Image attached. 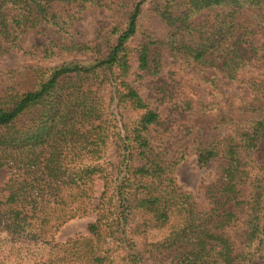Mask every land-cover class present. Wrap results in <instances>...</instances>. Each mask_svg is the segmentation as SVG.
<instances>
[{"label": "trees", "instance_id": "1", "mask_svg": "<svg viewBox=\"0 0 264 264\" xmlns=\"http://www.w3.org/2000/svg\"><path fill=\"white\" fill-rule=\"evenodd\" d=\"M102 1L0 0V55L21 50L28 30L56 35L22 51L29 62L0 81V231L9 252L0 264L250 263L264 240V73L245 81L251 99L236 107H190L211 116L207 129H225L210 139L193 132L197 164L219 171L201 185L204 205L176 180L184 148L153 144L160 110L130 76L133 61L139 77L156 75L165 52L237 79L264 63V39L255 42L258 32L264 38V0H106L113 19L76 41L71 24ZM245 11L252 21L241 23ZM191 133L187 123L183 135ZM89 212L85 234L55 239Z\"/></svg>", "mask_w": 264, "mask_h": 264}, {"label": "rangeland", "instance_id": "2", "mask_svg": "<svg viewBox=\"0 0 264 264\" xmlns=\"http://www.w3.org/2000/svg\"><path fill=\"white\" fill-rule=\"evenodd\" d=\"M147 1V0H146ZM101 3L107 6L91 7L81 11L78 17L71 24L69 32L76 41L91 40L99 24L109 23L114 16V6L108 4L106 0ZM251 12L245 11L239 21H252ZM209 16L207 11L200 13L195 19H203ZM256 29L255 26L252 27ZM261 32L256 33L255 42L259 43L264 38ZM46 36L55 38L52 32L45 35L31 29L26 31L19 41L21 50L10 49L0 55V81L5 79L4 73L9 69L19 68L30 60L29 55L22 51L31 50L33 46L44 43ZM138 38V36H136ZM64 57H52L44 61L45 64H54ZM136 61L132 64L130 79L132 84L137 87L139 94L147 99L152 105L160 110L161 125L159 126L160 136L153 140V144L162 142L168 145V150L174 153L177 148L182 147L186 152V158L175 167V176L178 184L184 189L190 190L196 200L201 204L206 203L202 184L215 182L218 178V169L213 162L207 166L197 164L196 156L193 152L192 137L193 132L198 134L201 139H210L213 134L221 129H207L212 118L208 115L198 117V114L190 107L197 103L221 102L220 107L227 108L226 102L231 103V107L238 106L235 102L237 98L245 101L251 99L246 80L257 77L264 73V63L254 62L241 69L237 79H228L214 67L196 66L193 63H186L182 59H174L165 52L162 53L161 67L156 75H146L139 77ZM214 76V84L208 79ZM256 102V101H254ZM190 123L192 133L184 136V126ZM225 130V129H224ZM156 134L153 135V137ZM7 178V169H0V186ZM100 192V185L95 186V195ZM95 202V200H94ZM94 219V213L89 212L81 217H76L64 223L56 232L57 241H65L72 238L75 234L86 233L87 224ZM159 233L154 232L151 237H158ZM5 233L0 231V258L9 257V252L5 246ZM158 260H149L148 264H159ZM160 264H171L169 260H163ZM248 264H264V240L255 255L254 259Z\"/></svg>", "mask_w": 264, "mask_h": 264}]
</instances>
